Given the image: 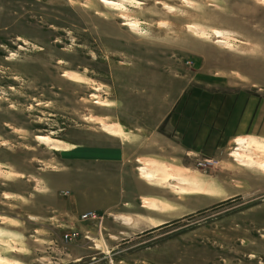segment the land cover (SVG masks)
<instances>
[{
  "label": "rangeland",
  "instance_id": "1",
  "mask_svg": "<svg viewBox=\"0 0 264 264\" xmlns=\"http://www.w3.org/2000/svg\"><path fill=\"white\" fill-rule=\"evenodd\" d=\"M105 1L0 0V264H264V138L180 159L165 121L264 98V0Z\"/></svg>",
  "mask_w": 264,
  "mask_h": 264
},
{
  "label": "crops",
  "instance_id": "2",
  "mask_svg": "<svg viewBox=\"0 0 264 264\" xmlns=\"http://www.w3.org/2000/svg\"><path fill=\"white\" fill-rule=\"evenodd\" d=\"M198 89L187 93L165 118L180 159L211 155L236 138H264V98L241 89L228 93Z\"/></svg>",
  "mask_w": 264,
  "mask_h": 264
},
{
  "label": "bare ground",
  "instance_id": "3",
  "mask_svg": "<svg viewBox=\"0 0 264 264\" xmlns=\"http://www.w3.org/2000/svg\"><path fill=\"white\" fill-rule=\"evenodd\" d=\"M105 2H107V3H111V2H109L108 0H106ZM218 32V31H217ZM218 34V33H217ZM218 41H220V42H222V40H218ZM108 128H111V127H108ZM39 139L40 140H42V141H46V142H48V143H50L51 145H53L54 147H58L59 146V144H58V140H55V139H53V138H50V137H48V136H40L39 137ZM247 141L245 140V139H243V138H240L239 140H238V144H243V143H246ZM235 157L237 158V160L239 159V161L240 160H243V154H241V153H239V152H235ZM150 168H148V167H146V166H144V167H142L141 168V170H142V173H143V177L145 178V179H147V180H151V181H154V179L156 178L155 177V175H154V173H152V171H150L149 170ZM177 180H179L180 181V184H183L184 183V181L183 180H181V178H176ZM153 183V182H152ZM155 185V184H154ZM144 202H147V203H150V201L148 200V201H144ZM124 218V217H123ZM116 219V218H115ZM126 219V218H125ZM138 226V225H137Z\"/></svg>",
  "mask_w": 264,
  "mask_h": 264
},
{
  "label": "built area",
  "instance_id": "4",
  "mask_svg": "<svg viewBox=\"0 0 264 264\" xmlns=\"http://www.w3.org/2000/svg\"><path fill=\"white\" fill-rule=\"evenodd\" d=\"M83 216L89 218V216H96V215L94 213H85ZM71 234H73V233H71ZM71 234L67 233V238L70 237L69 235H71ZM74 235L76 236L77 233H74Z\"/></svg>",
  "mask_w": 264,
  "mask_h": 264
}]
</instances>
